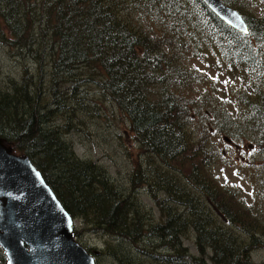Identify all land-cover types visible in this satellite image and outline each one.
<instances>
[{"label":"trees","instance_id":"16d2710c","mask_svg":"<svg viewBox=\"0 0 264 264\" xmlns=\"http://www.w3.org/2000/svg\"><path fill=\"white\" fill-rule=\"evenodd\" d=\"M222 2L248 34L202 0H0V43L31 64L0 87V138L29 157L73 219L118 242L114 264H253L252 253L264 251V213L219 183L222 154L210 128L196 129L197 117L207 119L226 143L252 150L250 182L264 202V0ZM140 17L159 33L139 27ZM221 76L238 78L227 81L225 99L212 89ZM85 84L97 86L134 136L138 160L126 191L73 153L63 139L70 123L50 120L73 111L70 96ZM140 191L157 220H146ZM191 231L197 255L183 245Z\"/></svg>","mask_w":264,"mask_h":264},{"label":"rangeland","instance_id":"374dc122","mask_svg":"<svg viewBox=\"0 0 264 264\" xmlns=\"http://www.w3.org/2000/svg\"><path fill=\"white\" fill-rule=\"evenodd\" d=\"M254 13L257 14L256 11ZM136 20L137 18H135ZM139 23L138 26L143 27V30L150 33V35L155 36L160 31L157 24L142 17H140ZM13 53L14 50H10L0 43L1 89L6 87L8 79L20 78L21 64H30L28 60L15 58L12 55ZM195 65L198 68L201 67L199 62ZM204 70H207L212 76L215 74L217 76V71L213 68L205 67ZM222 77L216 80V86H213L212 89L220 92L222 98H227L228 91H225L226 86L228 87L227 81H236L238 78ZM196 87L199 88V86ZM70 103L73 104L71 107L74 108L73 111L64 116H52L50 120H53V124L60 127L70 123L73 131L64 136L63 139L71 146L73 153L80 160L91 161L93 164L101 166L108 172L119 189L128 190V176L131 175V169L138 160L137 145L135 146L133 142L134 136L127 131L128 123L122 121L123 116L117 113L112 103L105 98L94 84H85L79 88L76 94L70 96ZM86 104L97 106L96 112L92 107H82ZM226 107L230 109L231 104H227ZM196 120L198 121L197 131L204 127L210 128L214 146L222 154V159L214 165V173L219 183L228 188H238L246 201L253 205L254 210L264 213V202L261 201L259 196L256 197L257 192L253 190L250 182V180L252 181L250 177L252 169L249 165V157L252 150L240 142L226 143L225 136H217L212 128L214 127L213 124L211 125L207 119L197 117ZM119 135H122V137H119ZM128 150L130 153L127 152ZM138 194L139 200L144 203L148 213L146 220H157L159 212L156 204L143 191ZM74 231L78 233V238H75V240L95 257L97 264H114L110 253L117 246V241L101 233L92 232L89 224L79 219H74ZM183 245L191 254L197 255L194 232L191 231L186 234L183 238ZM123 249L127 250V247H123ZM157 252H160V249ZM251 259L253 264H264V251H254Z\"/></svg>","mask_w":264,"mask_h":264},{"label":"water","instance_id":"95a60500","mask_svg":"<svg viewBox=\"0 0 264 264\" xmlns=\"http://www.w3.org/2000/svg\"><path fill=\"white\" fill-rule=\"evenodd\" d=\"M223 23L242 34V15L222 0H202ZM74 219L26 155L0 138V248L6 264H96L73 235Z\"/></svg>","mask_w":264,"mask_h":264},{"label":"flooded vegetation","instance_id":"af4514ba","mask_svg":"<svg viewBox=\"0 0 264 264\" xmlns=\"http://www.w3.org/2000/svg\"><path fill=\"white\" fill-rule=\"evenodd\" d=\"M3 256H4V259H5V264H6V258H5V255H4V253H3Z\"/></svg>","mask_w":264,"mask_h":264},{"label":"bare ground","instance_id":"6f19581e","mask_svg":"<svg viewBox=\"0 0 264 264\" xmlns=\"http://www.w3.org/2000/svg\"><path fill=\"white\" fill-rule=\"evenodd\" d=\"M32 162V161H31ZM33 164V163H32Z\"/></svg>","mask_w":264,"mask_h":264}]
</instances>
